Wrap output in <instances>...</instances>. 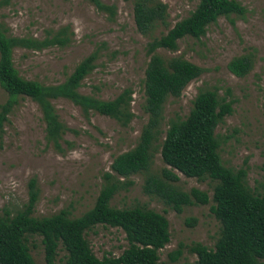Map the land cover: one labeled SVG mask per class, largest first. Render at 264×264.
Returning <instances> with one entry per match:
<instances>
[{"label": "rangeland", "instance_id": "rangeland-1", "mask_svg": "<svg viewBox=\"0 0 264 264\" xmlns=\"http://www.w3.org/2000/svg\"><path fill=\"white\" fill-rule=\"evenodd\" d=\"M101 1L114 5L112 19L87 0H8L0 7V24L6 34L42 38L47 30L67 27L70 39L62 47L13 50V66L21 77L43 84L58 83L79 60L95 52L94 67L82 79L79 92L105 100L128 87L132 91L129 108L133 114L126 126H120L108 116L96 112L84 116L70 101L54 99L59 120L67 127L60 139L61 149L57 150L45 142L37 105L27 97H18L0 131V215L3 210L13 214L22 206L31 177L37 188L33 216L64 209L75 217L91 207L102 184V173L110 172L114 156L134 146L146 121L142 109L146 42L185 17L197 2L160 0L166 4L165 23L142 35L135 29L130 1ZM236 1L244 7L243 15L220 16L206 26L198 39H180L174 51L156 50L163 58L180 56L202 71L186 84L179 97L166 98L148 168L131 174V185L109 201L117 208L138 205L164 215L169 240L157 250L164 264H196L189 246L197 242L211 248L219 231V223L210 211L213 181L173 171L177 175V180L170 182L174 188L184 192L196 188L208 196L207 203L183 205L180 212L143 189L149 175L160 176L162 168H167L160 159L159 144L168 119L183 117L197 90H216L222 96L228 89L226 100H231V112L214 129L220 161L232 169L245 163L246 185L257 192L264 190V0ZM242 54L250 56L251 68L238 77L228 70L227 62ZM5 99L0 86V104ZM187 219H193V223L187 225ZM85 238L97 258L117 256L126 247L124 233L115 227L97 224L85 232ZM26 244L34 264H45L40 237L27 236ZM176 250L180 253L171 261ZM63 255L58 248L53 264H64Z\"/></svg>", "mask_w": 264, "mask_h": 264}, {"label": "trees", "instance_id": "trees-1", "mask_svg": "<svg viewBox=\"0 0 264 264\" xmlns=\"http://www.w3.org/2000/svg\"><path fill=\"white\" fill-rule=\"evenodd\" d=\"M8 0H0V7ZM94 8L112 19L113 4L101 0H87ZM131 2L135 29L149 34L156 25L164 24L166 4L160 0H125ZM245 9L236 0H197L194 8L175 21L163 34L150 37L144 50L148 56L142 79L143 104L146 121L136 143L113 157L109 171L102 173V184L91 207L80 215L71 217L64 209L47 216L32 215L37 199L35 179L27 181V199L13 214L3 210L0 215V264H34L29 252L27 236L40 237L45 264H53L60 248L64 264H164L157 250L169 240L168 223L163 214L134 205L117 208L109 201L120 190L131 185V174L148 168L152 144L159 135L162 106L168 97H179L186 84L202 71L197 65L180 56L163 58L157 49L174 51L177 41L183 38L198 39L206 26L218 17L230 14L243 15ZM67 27L47 30L42 38L6 34L0 24V86L6 99L0 104V131L2 123L18 97H27L38 107L43 122L45 142L60 150V139L67 127L59 120L52 100L62 98L76 105L86 116L89 112L114 119L126 126L133 114L130 111L132 91L123 88L111 99H99L79 92L82 79L94 67L96 53L91 52L79 60L65 78L54 84H43L21 77L13 66L15 48L41 50L62 47L69 42ZM228 70L235 76L245 75L251 68L248 54L232 57ZM216 90L199 89L190 101L183 117L170 118L159 144V155L167 168L160 176L149 175L143 189L154 194L162 203L176 212L183 205L205 204L208 196L196 188L188 192L174 188L170 182L177 180L179 172L197 180L209 179L211 188L210 211L219 223L218 235L211 248L192 243L189 251L196 264H260L264 259V190L257 192L246 185V166L232 169L224 166L218 155L219 141L214 129L223 117L231 112V100ZM193 219H187L191 225ZM100 224L119 228L124 233L126 247L117 256L97 258L91 251L85 232ZM179 250L173 252L176 260Z\"/></svg>", "mask_w": 264, "mask_h": 264}]
</instances>
